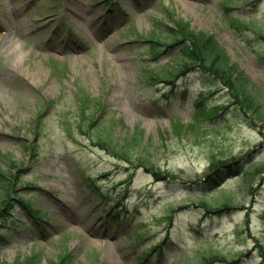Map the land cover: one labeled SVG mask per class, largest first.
I'll return each mask as SVG.
<instances>
[{"label":"rangeland","instance_id":"rangeland-1","mask_svg":"<svg viewBox=\"0 0 264 264\" xmlns=\"http://www.w3.org/2000/svg\"><path fill=\"white\" fill-rule=\"evenodd\" d=\"M178 22L211 34L264 105V0H0V264H264V128L222 108L202 69L161 75ZM204 106L219 112L191 127ZM83 111L120 144L140 132L129 160L78 128ZM212 155L229 175L213 189Z\"/></svg>","mask_w":264,"mask_h":264},{"label":"trees","instance_id":"trees-1","mask_svg":"<svg viewBox=\"0 0 264 264\" xmlns=\"http://www.w3.org/2000/svg\"><path fill=\"white\" fill-rule=\"evenodd\" d=\"M236 20H238L237 17H232V20L230 21L232 22ZM245 26L254 32L258 33L259 31L260 33L259 27H257L251 21L246 23ZM261 34L264 37V33ZM165 37V48L161 49L160 51L155 49V53H157L156 55L160 56L167 50V48L172 47L174 51H176L175 57L179 59V62L176 68L174 67L165 69L162 71L161 75L167 78L168 81H171V83H174V79L180 74L202 69L209 77H212V82L215 87L219 85V89L223 88L227 91L229 99L224 103L222 108L228 110L231 107V110H234L239 115L249 119V121L254 126H258L260 124L264 128V105L260 103L256 93L250 88L249 81L244 76V74L239 72L238 69L234 67V65L229 63L228 57L223 54L221 47L211 34L196 32L190 28L188 23L178 22L177 26L169 29L168 34ZM154 38L158 40L159 43L162 42L161 37ZM152 41H154V39ZM218 112L219 110L217 111L215 108L210 109L206 108L205 106L200 107L195 118L196 123L191 124V127L196 128L197 123L204 119L203 116L205 114H207L210 118L212 117L211 120H213ZM78 123L79 129L86 132L93 131V137L96 138L95 141H97L98 144L103 147L111 148L119 157L121 156L128 160L129 156L126 154L128 147L130 144L136 143L140 135V132L136 131L130 138L125 140V143L120 144L116 142L115 139L111 138V130L114 126L108 127L106 125H101L103 126V129H99L100 126L95 129L97 126V121L93 118V116L87 115L85 111H83L78 117ZM39 133L40 131H37V136ZM124 149L126 152L123 151ZM122 152L123 154L120 155ZM234 160L236 162V171L241 172L244 164L243 160L239 158ZM148 161V159H145V161H143V159L140 160V162L143 163V166L148 165ZM209 162L211 173L207 174L205 178L209 184V187L213 189L219 186L229 175L221 171V167L227 165L226 160L212 155ZM11 171L12 170L0 166V188L4 190V194L7 193L8 184L10 183L9 180L13 176ZM197 195L200 196V194ZM202 197L203 196L201 195V198ZM201 204L208 211H211L215 207L218 210L220 206L215 201L211 202L204 200L203 198L201 200ZM228 204L232 205V202H228L227 205ZM27 206H29V204H27ZM177 210L179 209H176L175 211ZM168 212L169 219H171V216H173L175 212L172 213L171 210ZM225 259H227V257L224 254L210 253V255L202 257L199 261V264H209L214 260ZM28 263L32 264L31 259L28 261ZM55 264L66 263L64 260H61Z\"/></svg>","mask_w":264,"mask_h":264}]
</instances>
